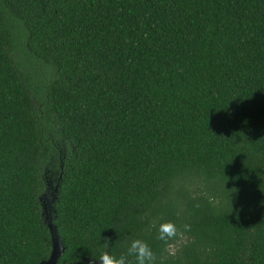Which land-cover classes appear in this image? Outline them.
<instances>
[{"label":"trees","instance_id":"trees-1","mask_svg":"<svg viewBox=\"0 0 264 264\" xmlns=\"http://www.w3.org/2000/svg\"><path fill=\"white\" fill-rule=\"evenodd\" d=\"M59 176L58 264H264V0H0V264L47 260Z\"/></svg>","mask_w":264,"mask_h":264},{"label":"clouds","instance_id":"clouds-1","mask_svg":"<svg viewBox=\"0 0 264 264\" xmlns=\"http://www.w3.org/2000/svg\"><path fill=\"white\" fill-rule=\"evenodd\" d=\"M151 227L157 229V239L163 242L165 251H168L169 254H174L175 251L171 242L183 237L184 233L191 230V226L188 224H184L182 228H178L175 223L170 221L160 223L159 225L153 222ZM104 246L108 247L107 240H105ZM127 257H134L135 264H156L157 259L156 254L146 242L135 239L128 246L126 255H121L117 258L107 252H103L98 261L99 264H128Z\"/></svg>","mask_w":264,"mask_h":264},{"label":"water","instance_id":"water-1","mask_svg":"<svg viewBox=\"0 0 264 264\" xmlns=\"http://www.w3.org/2000/svg\"><path fill=\"white\" fill-rule=\"evenodd\" d=\"M60 179L61 176L58 177L55 185H53V182L46 180V189L44 193L39 197L42 222L49 231L51 241V250L49 256L47 260L44 261L42 264H58V260L65 249L63 242L60 240L56 232V227L52 223L53 205L58 197ZM88 262L99 264V262L97 261H88L87 259L84 261L68 264H85Z\"/></svg>","mask_w":264,"mask_h":264}]
</instances>
